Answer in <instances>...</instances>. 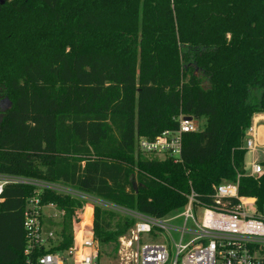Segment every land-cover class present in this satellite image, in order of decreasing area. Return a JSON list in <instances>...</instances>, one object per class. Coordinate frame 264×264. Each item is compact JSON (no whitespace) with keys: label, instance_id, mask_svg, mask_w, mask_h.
<instances>
[{"label":"trees","instance_id":"16d2710c","mask_svg":"<svg viewBox=\"0 0 264 264\" xmlns=\"http://www.w3.org/2000/svg\"><path fill=\"white\" fill-rule=\"evenodd\" d=\"M257 114L264 115V0L0 5V175L64 185L155 218L182 210L191 190L213 205L215 187L238 183L240 198L264 215V170L250 176L245 166ZM180 116L206 121L184 135L182 164L138 150V139L178 130ZM34 195L32 186L4 189L0 264L29 259L24 213ZM39 199L66 214L60 241L35 250L33 262L73 245L85 204L51 191ZM102 207L84 233L96 239L98 259L116 258L135 220Z\"/></svg>","mask_w":264,"mask_h":264},{"label":"built area","instance_id":"2783aa9c","mask_svg":"<svg viewBox=\"0 0 264 264\" xmlns=\"http://www.w3.org/2000/svg\"><path fill=\"white\" fill-rule=\"evenodd\" d=\"M186 118L179 117L176 131H165L155 140L138 139V150L144 155L167 157L174 164H182L184 135L199 132L198 121H188ZM263 147L257 129L252 126L244 145L247 155L251 157L250 163L245 165L246 169L249 168L250 173L247 174L250 176H258L264 170L255 157L257 150ZM9 185L35 188V195L27 202L24 213L27 239L24 255L29 258L26 264H66L68 258L73 257L76 259L74 264H97L98 243L94 237L85 235L86 227L83 226L86 207H92L89 227L96 204L135 220L129 238L120 240V264H264V215L255 213L254 201L240 198L238 183H222L215 187L213 205L200 201L197 193L191 190L184 208L163 218L108 205L64 185L7 175H0V203L3 202L4 189ZM43 191L78 198L85 204L80 211L81 226L77 228L73 245L60 253L38 257L33 262L31 257L35 250L56 246L53 244L56 235L44 226V211H57L63 218L66 214L65 211L59 212L53 204L41 205L39 195ZM229 200L237 202L230 207ZM173 249L174 257L171 253Z\"/></svg>","mask_w":264,"mask_h":264},{"label":"rangeland","instance_id":"374dc122","mask_svg":"<svg viewBox=\"0 0 264 264\" xmlns=\"http://www.w3.org/2000/svg\"><path fill=\"white\" fill-rule=\"evenodd\" d=\"M6 106H7V104L5 103V100H4L1 103V107H2V109H6ZM198 124H199L198 131H202L205 128L206 121L204 119H201L200 121H198ZM260 131L262 132L263 130L261 129ZM255 157L257 159V162L260 163L261 165H263V163H264V150L263 149H258L256 154H255ZM249 163L250 162L248 160L247 164H249ZM247 173H250V171L247 170ZM90 205L94 206L93 204H90ZM102 208H104V207H102ZM104 209H108V207H105ZM119 215H121V217H125L122 214H119ZM91 216H92V207L91 206H87L86 207V213H85V216L83 218V225H88L89 224ZM62 222H63V217L62 216L60 217V215H59V213L57 211H54V210H45L44 211V216H43L44 226H45L47 231L53 232L56 235V237H57L56 241L53 243L54 245H57L56 243H58L60 241V239L58 237H59V233L61 232V223ZM129 234H130V232L124 237L129 238L128 237ZM174 237H175V239H178L177 235H174ZM120 240H119V243H120ZM122 246H121V250H122ZM98 248H99V246H98ZM119 249H120V246H119ZM104 252L106 254L114 255L112 249L106 248L104 250ZM171 253H172V257H174L175 256V250L174 249L171 250ZM75 257H78V256H75ZM75 260L76 259L74 257L73 258H68L66 264H74ZM97 264H120L119 251H118V254H117L116 258H114L113 256H110V255H105V254L102 255L101 257H99V259L97 261Z\"/></svg>","mask_w":264,"mask_h":264},{"label":"crops","instance_id":"0c3cea01","mask_svg":"<svg viewBox=\"0 0 264 264\" xmlns=\"http://www.w3.org/2000/svg\"><path fill=\"white\" fill-rule=\"evenodd\" d=\"M252 126H254L257 129L259 142L264 144V115L263 114L255 115L253 118ZM261 129L263 130L262 132L260 131ZM261 149L264 150V147ZM248 160L250 161L251 157L249 155H246V164L248 163ZM247 170H249L248 167H247L246 171Z\"/></svg>","mask_w":264,"mask_h":264},{"label":"water","instance_id":"95a60500","mask_svg":"<svg viewBox=\"0 0 264 264\" xmlns=\"http://www.w3.org/2000/svg\"><path fill=\"white\" fill-rule=\"evenodd\" d=\"M5 1L6 0H0V5L3 6L5 4ZM5 103L7 104V108L11 107L10 103L7 100H5ZM186 120L191 121L192 119L187 117ZM134 187H135V189H137V185L136 184L134 185Z\"/></svg>","mask_w":264,"mask_h":264}]
</instances>
